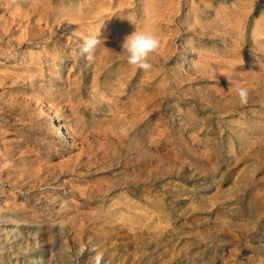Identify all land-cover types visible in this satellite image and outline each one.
<instances>
[{"label":"rangeland","instance_id":"obj_1","mask_svg":"<svg viewBox=\"0 0 264 264\" xmlns=\"http://www.w3.org/2000/svg\"><path fill=\"white\" fill-rule=\"evenodd\" d=\"M259 65L264 0H0V264H264Z\"/></svg>","mask_w":264,"mask_h":264},{"label":"clouds","instance_id":"obj_2","mask_svg":"<svg viewBox=\"0 0 264 264\" xmlns=\"http://www.w3.org/2000/svg\"><path fill=\"white\" fill-rule=\"evenodd\" d=\"M102 44L104 46L101 33L99 35H90L84 40L80 48V54L85 55L90 60L97 47ZM159 46L160 38L158 36L135 30L130 35L124 37L121 44V54L126 56L127 64L134 66L138 70L148 71L152 68L150 56L158 50ZM259 67L261 70H264V65H259ZM236 93L242 105L248 103L249 91L247 88L238 87Z\"/></svg>","mask_w":264,"mask_h":264},{"label":"bare ground","instance_id":"obj_3","mask_svg":"<svg viewBox=\"0 0 264 264\" xmlns=\"http://www.w3.org/2000/svg\"><path fill=\"white\" fill-rule=\"evenodd\" d=\"M21 16V15H20ZM43 19V18H42ZM97 24V23H96ZM68 25V24H67ZM76 27H77V25H76ZM85 27V26H84ZM35 30V29H34ZM39 30V29H38ZM50 30V29H49ZM52 30V29H51ZM75 31H76V29H75ZM48 41V40H47ZM50 111V110H49ZM97 113V112H96ZM61 125V124H60ZM59 125V126H60ZM63 127V126H62ZM65 132V131H64ZM73 133V132H72ZM99 135V134H98ZM69 136V135H68ZM120 238V237H119ZM2 240V239H1Z\"/></svg>","mask_w":264,"mask_h":264}]
</instances>
